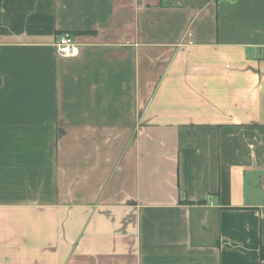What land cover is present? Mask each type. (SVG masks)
I'll list each match as a JSON object with an SVG mask.
<instances>
[{"label": "crops", "instance_id": "1", "mask_svg": "<svg viewBox=\"0 0 264 264\" xmlns=\"http://www.w3.org/2000/svg\"><path fill=\"white\" fill-rule=\"evenodd\" d=\"M261 249L264 0H0V264Z\"/></svg>", "mask_w": 264, "mask_h": 264}, {"label": "built area", "instance_id": "2", "mask_svg": "<svg viewBox=\"0 0 264 264\" xmlns=\"http://www.w3.org/2000/svg\"><path fill=\"white\" fill-rule=\"evenodd\" d=\"M55 50L57 56L72 58L77 56V45L69 33H63L57 37L55 42Z\"/></svg>", "mask_w": 264, "mask_h": 264}, {"label": "trees", "instance_id": "3", "mask_svg": "<svg viewBox=\"0 0 264 264\" xmlns=\"http://www.w3.org/2000/svg\"><path fill=\"white\" fill-rule=\"evenodd\" d=\"M260 258L264 260V249L260 250Z\"/></svg>", "mask_w": 264, "mask_h": 264}]
</instances>
